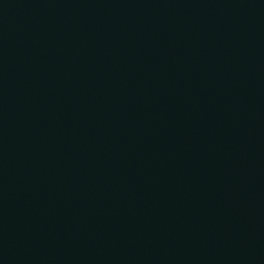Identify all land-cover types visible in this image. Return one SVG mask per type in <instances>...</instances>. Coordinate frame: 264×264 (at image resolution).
Returning <instances> with one entry per match:
<instances>
[{"label": "water", "instance_id": "1", "mask_svg": "<svg viewBox=\"0 0 264 264\" xmlns=\"http://www.w3.org/2000/svg\"><path fill=\"white\" fill-rule=\"evenodd\" d=\"M0 264H264V0H0Z\"/></svg>", "mask_w": 264, "mask_h": 264}]
</instances>
